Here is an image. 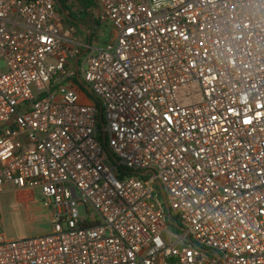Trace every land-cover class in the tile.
<instances>
[{
  "label": "built area",
  "instance_id": "built-area-1",
  "mask_svg": "<svg viewBox=\"0 0 264 264\" xmlns=\"http://www.w3.org/2000/svg\"><path fill=\"white\" fill-rule=\"evenodd\" d=\"M96 2L102 49L0 0V199L40 189L52 226L0 264H264V0Z\"/></svg>",
  "mask_w": 264,
  "mask_h": 264
},
{
  "label": "rangeland",
  "instance_id": "rangeland-1",
  "mask_svg": "<svg viewBox=\"0 0 264 264\" xmlns=\"http://www.w3.org/2000/svg\"><path fill=\"white\" fill-rule=\"evenodd\" d=\"M76 9L77 5L72 4ZM100 19V26L97 27L96 36L92 41L84 34L82 29H78L75 39L80 43H90L92 49H102L110 42L115 34L112 22H102L103 13L100 9H95L93 18L86 24L96 27L92 20ZM86 31H89L86 30ZM91 99V98H90ZM128 175H130L128 173ZM84 212V209L81 208ZM0 226L6 235L16 238H30L46 234L51 231V220L49 212L44 206V200L40 189L30 188L28 191H10L3 195V204L0 207ZM173 232H180L170 225Z\"/></svg>",
  "mask_w": 264,
  "mask_h": 264
},
{
  "label": "trees",
  "instance_id": "trees-1",
  "mask_svg": "<svg viewBox=\"0 0 264 264\" xmlns=\"http://www.w3.org/2000/svg\"><path fill=\"white\" fill-rule=\"evenodd\" d=\"M58 1L61 6L62 10L61 13L64 15V19L67 24L71 26H75L77 28H84V30L89 29V34L87 35L88 41H92L93 38L96 36L97 33V27L100 26V19H94L92 20L95 24L96 27H90L86 23L93 18L94 10L95 9H100V6L97 4L96 0H56ZM72 4H76L77 7L74 9L72 7ZM78 83L80 89L85 92L89 98L93 99L96 101V97L93 94H90L87 92V90L82 87L79 82L76 80ZM97 102V101H96ZM98 104V103H97ZM100 107V104H98Z\"/></svg>",
  "mask_w": 264,
  "mask_h": 264
},
{
  "label": "water",
  "instance_id": "water-1",
  "mask_svg": "<svg viewBox=\"0 0 264 264\" xmlns=\"http://www.w3.org/2000/svg\"><path fill=\"white\" fill-rule=\"evenodd\" d=\"M57 4H58L59 9L62 10V6H61V4H60L58 1H57ZM81 29L84 30V28H82V27H81ZM89 35H90V34H89ZM78 59H79V58L76 59V62L78 61ZM78 82H79V84H80L82 87H84V88L87 90V92H89L90 94H92V91H91L90 88L85 84V82H84L83 80L79 79ZM103 141L105 142V136H103ZM111 159H112L113 162L117 163V159H116L114 156L111 155ZM147 174H148V172L141 173V175H143V176H144V175H147ZM158 185H159L160 190H162V192H163V187H162V185H161L160 183H159ZM166 208H167V217H168V222H169V224L172 225V226H174V227H176V228H178L179 230H182L181 226H180L177 222L174 221V219H173V217H172V213L170 212V210H169V208H168L167 205H166Z\"/></svg>",
  "mask_w": 264,
  "mask_h": 264
},
{
  "label": "crops",
  "instance_id": "crops-1",
  "mask_svg": "<svg viewBox=\"0 0 264 264\" xmlns=\"http://www.w3.org/2000/svg\"><path fill=\"white\" fill-rule=\"evenodd\" d=\"M29 189H17L12 183H8L5 185L4 187V191L1 195V199H0V207L1 205L3 204V195L6 193V192H10V191H28ZM1 225V224H0ZM0 231L4 232L2 229H1V226H0ZM5 233V232H4ZM8 236V235H7ZM10 239H15V240H19L21 238H16V237H10L8 236Z\"/></svg>",
  "mask_w": 264,
  "mask_h": 264
}]
</instances>
